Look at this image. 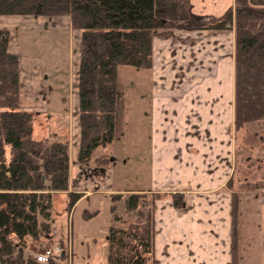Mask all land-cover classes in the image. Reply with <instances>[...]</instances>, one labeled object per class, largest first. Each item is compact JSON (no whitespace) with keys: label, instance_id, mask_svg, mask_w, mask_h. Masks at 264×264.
I'll return each mask as SVG.
<instances>
[{"label":"crops","instance_id":"obj_1","mask_svg":"<svg viewBox=\"0 0 264 264\" xmlns=\"http://www.w3.org/2000/svg\"><path fill=\"white\" fill-rule=\"evenodd\" d=\"M233 5L234 0H189L187 24H206ZM47 17L0 15V28L9 30L8 52L19 57V108L32 113L33 138L68 144V191L78 192L81 197L71 208L67 191L55 192L51 200L52 209L57 200L66 207L63 220L67 226L73 210L86 199L90 202L91 197L121 193L119 201L124 204L128 192L135 190L114 187L115 169L127 159L118 151L117 144L124 138V130L116 142L97 147L87 163L78 162L77 84L71 92L69 56L67 69L62 70L60 57L51 55L52 51L22 50L18 38L19 33L25 37L27 31L44 30L47 26L62 28L67 33L73 31L68 16H56L54 20ZM23 44L27 45L25 41ZM233 54L232 28L158 29L153 33L152 67L146 69L151 92L140 94L138 99L146 102L151 149V184L149 189L142 190L184 192L185 206L175 208L169 196L155 201L154 261L148 264L231 263V191L225 183L232 174L234 162ZM77 55L73 66L76 73L79 52ZM245 130L264 144V120L246 124ZM259 156L264 158V153ZM263 209L264 192L239 193L238 264H263ZM124 213L134 212L125 207ZM117 215L121 219L113 220L111 225L129 223L122 221L121 214ZM51 218L49 233L28 238L23 256L33 257L46 246L61 245L68 248V254L63 255L65 258L60 264H74L70 231L61 235L55 225V212ZM11 240L17 244L15 236ZM105 240L107 243V235ZM56 241L59 243L55 244ZM90 256L87 248L86 259Z\"/></svg>","mask_w":264,"mask_h":264},{"label":"trees","instance_id":"obj_2","mask_svg":"<svg viewBox=\"0 0 264 264\" xmlns=\"http://www.w3.org/2000/svg\"><path fill=\"white\" fill-rule=\"evenodd\" d=\"M0 15H66L71 28L80 31L76 85L80 164L87 163L97 147L122 135L125 106L118 69H150L153 33L158 29L232 28L234 131L240 133L246 124L264 120V0H234L221 16L198 26L187 24L189 0H0ZM8 42L9 30L0 28V263L43 264L24 258L27 239L49 233L55 192L67 191L70 208L81 194L68 191V144L32 136V113L19 108V57L8 52ZM259 153H264V144L242 133L234 150L232 174L225 183L231 191L230 264H238L239 193L264 192V158ZM122 196L112 193L110 198L116 202ZM164 196L177 209L185 206L184 192L135 190L125 196L126 209L137 219L109 227L108 264L153 263L155 201ZM111 210L114 213V205ZM95 213L84 210L83 217ZM120 219L114 214V220ZM262 248L264 257V235Z\"/></svg>","mask_w":264,"mask_h":264},{"label":"rangeland","instance_id":"obj_3","mask_svg":"<svg viewBox=\"0 0 264 264\" xmlns=\"http://www.w3.org/2000/svg\"><path fill=\"white\" fill-rule=\"evenodd\" d=\"M47 18L54 20L57 17ZM22 35L23 33H19L18 35L19 40H21L22 50L31 51L35 49L36 51H52L51 55L60 57V68L62 70L67 69L69 56L70 70L68 82L71 84L72 92L77 84V73L75 68L73 69V66L78 59L77 53L79 52L80 41L79 30L73 29V31L67 33L62 28L47 26L44 30L38 28L31 29L27 31V35L24 34L26 35L25 37ZM32 39L33 41H31ZM24 41L27 45L23 44ZM118 77L124 90L125 117L123 130L125 131V136L120 141H117L119 142L117 144H119L118 151L126 155L127 159L124 158L126 163H124L125 161L123 160V162H121L122 164H118L115 169L114 187L128 191L138 189L146 190L150 188L151 184L149 126L145 112L147 109L145 105L146 102L142 100L138 101V99L140 98V94H149L151 92L149 72L146 69L133 66H120L118 69ZM243 131L237 133L234 131V128L232 130L234 150L236 145L241 142L242 133H247L245 127ZM90 200L89 202L86 199L73 210L67 226L64 224L63 220V213L66 207L60 204L58 200L56 201L55 209L51 208L52 216L55 212V225H57V231H60L61 235L64 231H70V243H73L74 264H82V262L85 263L86 260L89 261V264H108V246L105 238L114 220L111 206H115L114 213L121 214L122 221L124 222H132L136 218L135 213H130L129 215L125 214L123 202L119 200H117V202H112L110 195L107 197L101 196V198L91 197ZM83 208H89L91 209L89 212L96 211V213L90 218L85 219L83 217L85 209ZM262 211L263 220L261 221L264 235V209ZM12 236L14 235L12 234ZM56 243L58 244L59 242L56 241L55 244ZM87 248L91 251L89 259H86ZM35 249H37V247H35ZM262 263L264 264V258Z\"/></svg>","mask_w":264,"mask_h":264},{"label":"built area","instance_id":"obj_4","mask_svg":"<svg viewBox=\"0 0 264 264\" xmlns=\"http://www.w3.org/2000/svg\"><path fill=\"white\" fill-rule=\"evenodd\" d=\"M64 254H68V248H63L61 245H53L37 251L33 258L43 264H49L52 261L60 264Z\"/></svg>","mask_w":264,"mask_h":264}]
</instances>
